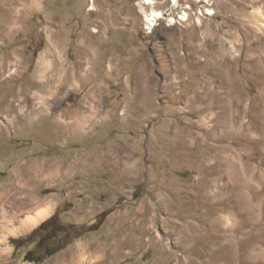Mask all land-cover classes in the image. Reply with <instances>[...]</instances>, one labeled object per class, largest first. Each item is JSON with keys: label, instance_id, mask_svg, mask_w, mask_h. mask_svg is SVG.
<instances>
[{"label": "rangeland", "instance_id": "obj_1", "mask_svg": "<svg viewBox=\"0 0 264 264\" xmlns=\"http://www.w3.org/2000/svg\"><path fill=\"white\" fill-rule=\"evenodd\" d=\"M155 2L0 0V264H264V0Z\"/></svg>", "mask_w": 264, "mask_h": 264}, {"label": "bare ground", "instance_id": "obj_2", "mask_svg": "<svg viewBox=\"0 0 264 264\" xmlns=\"http://www.w3.org/2000/svg\"><path fill=\"white\" fill-rule=\"evenodd\" d=\"M155 1L156 0H144L145 5L152 6L150 11H146L144 7L141 8L144 17L146 18V30L150 33L154 31L161 20H167L169 23L168 26L170 27L176 26L179 21H188L187 13H182L181 17L177 18V16H173L171 12L158 11L154 7V4L156 3ZM172 2L174 6L177 7L178 0H172ZM207 14H213V12H207ZM199 23H201L200 20ZM52 209V205L47 203L46 205L39 207L36 211L22 217L19 222L10 221L9 225H6L7 234L17 236L29 232L46 220L50 216Z\"/></svg>", "mask_w": 264, "mask_h": 264}, {"label": "trees", "instance_id": "obj_3", "mask_svg": "<svg viewBox=\"0 0 264 264\" xmlns=\"http://www.w3.org/2000/svg\"><path fill=\"white\" fill-rule=\"evenodd\" d=\"M49 224H53V220L50 219L49 221L45 222L44 224H42L38 230H36L34 233H33V236L37 235L40 231H47V227L49 226ZM50 230V229H49ZM53 233L57 232V231H60V229L58 227H53L52 230H51ZM48 233V232H47ZM55 237V236H54ZM46 238V235L44 234L42 236V238H40V242L39 244L42 245L43 244V241L44 239ZM26 238H18V239H12V244L16 247V248H23L25 247V245L27 246V242L29 240V237L25 240ZM23 242H25L26 244H23ZM57 252L56 249L54 250H51L49 252H47V254H45V256H35V251L33 250H29L26 255H25V260L28 261V262H31V263H42L44 261V258L45 257H51L53 256L55 253Z\"/></svg>", "mask_w": 264, "mask_h": 264}, {"label": "crops", "instance_id": "obj_4", "mask_svg": "<svg viewBox=\"0 0 264 264\" xmlns=\"http://www.w3.org/2000/svg\"><path fill=\"white\" fill-rule=\"evenodd\" d=\"M169 110H170V107H169ZM10 223V222H9ZM6 236H10L9 234H7ZM12 236V235H11Z\"/></svg>", "mask_w": 264, "mask_h": 264}]
</instances>
